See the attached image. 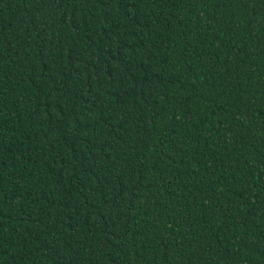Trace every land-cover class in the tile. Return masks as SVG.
<instances>
[{
	"label": "trees",
	"instance_id": "1",
	"mask_svg": "<svg viewBox=\"0 0 264 264\" xmlns=\"http://www.w3.org/2000/svg\"><path fill=\"white\" fill-rule=\"evenodd\" d=\"M0 264H264V0H0Z\"/></svg>",
	"mask_w": 264,
	"mask_h": 264
}]
</instances>
